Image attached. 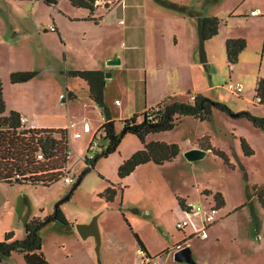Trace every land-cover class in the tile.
Wrapping results in <instances>:
<instances>
[{
	"label": "rangeland",
	"instance_id": "rangeland-1",
	"mask_svg": "<svg viewBox=\"0 0 264 264\" xmlns=\"http://www.w3.org/2000/svg\"><path fill=\"white\" fill-rule=\"evenodd\" d=\"M148 1L151 5L145 3V6L153 15L157 12L153 6L155 3L153 0ZM195 1L187 0L189 3ZM236 1L239 9L246 7V11L256 5L264 8V0H207L205 5L213 7L224 22L227 16L223 12L224 7L236 4ZM110 3L106 2L105 5ZM66 7L71 9L68 0H60L58 8L66 10ZM123 14L122 11L109 13L99 24L69 23L68 17L42 0H0V79L8 102L20 103L26 97V104L36 106L38 113L47 112V122L63 124L73 121L76 126L70 130L80 133L79 138L69 136L73 153L66 166L73 179L71 183L59 179L49 186L1 184L2 223L15 226L27 216L29 219L43 218L58 209L65 223L54 220L40 231L41 250L47 264H99L100 249H96L94 237L82 238L76 230V224L86 223L83 221H90L96 214L98 228L99 222L103 220L113 224L119 218L124 221L120 209L117 206L112 209L111 202L103 196L110 182L115 185L122 182L127 185L125 205L129 202H139L145 206L151 204L149 207L153 211L151 206L158 202L161 222L166 226V234H162V237L168 239L173 251L176 243L173 242L185 239L188 246L191 244L192 248L195 246L199 249L198 253H192L196 264L200 258L209 264H264V209L252 194L255 185L264 184V129L255 127L250 120L240 115L241 112H249L264 117V103H258L254 97L256 78H264V13L257 20L247 18L245 21L241 17L228 20L229 29L234 32L250 31L253 27L262 32L255 42L249 39V45L242 52L243 63L230 66L223 59V43L222 59L211 64L215 88L207 94L212 100L225 104L228 111L213 107L212 115L207 120H199L191 115L182 116L173 129L156 134L162 141L176 143L179 153L171 161L160 165L153 161L141 164L120 179L117 175L119 164L141 148L140 140L134 134H125L114 152L99 158L93 167H88L83 156L84 143L90 134L86 136L83 131V122L86 120L91 125V120L100 121V113L103 112L80 89L83 82L79 78L64 75L63 70L71 65L89 66V57L95 60L116 44L118 51L129 45L126 35L121 34L127 23H118L119 18L126 19ZM54 16L65 28L70 45L68 54L72 48L76 49L72 52H77L68 57L72 61L67 63L63 60V42L55 33L43 30L44 26L51 24ZM214 39L217 41V38ZM218 52L215 45V58ZM83 56L87 58L84 59ZM109 66L104 72H111L110 69L116 67ZM20 71L35 72V75L28 81L11 83L10 74ZM121 73L122 79L115 74L109 77L106 94L110 101H106L105 105L107 107L109 103L110 107L116 109L125 104V113L136 110L137 121H140L143 92L139 95L138 104L127 103L126 97L119 90V83H125L128 79L124 71ZM230 79L240 80L244 84L240 94L232 93L226 88L225 84ZM74 88L79 91L78 97L69 100L67 91ZM115 98L121 103L114 102ZM30 99L33 100L32 103ZM182 99L187 100L188 96L185 95ZM115 128L117 131L123 128L120 119H116ZM241 138L252 149L251 155L243 153ZM197 143L210 146V149L202 157L188 160L184 156L186 148ZM217 148L225 152L224 158L214 152ZM98 150V147L95 148L93 153ZM78 177L79 182L71 190ZM210 191L213 192L208 194ZM214 192L222 195L225 208L232 205L243 206L214 224V233L219 237L210 248H204L200 247L204 240L196 237L187 239L186 233L177 229L176 222L180 220L177 213L184 214L177 198L192 199L204 207H210L214 204ZM225 208L217 210V213L222 214ZM131 217L146 236L151 237L147 227L148 218L138 214ZM14 254L23 259L21 254ZM2 264L15 262L6 260Z\"/></svg>",
	"mask_w": 264,
	"mask_h": 264
},
{
	"label": "crops",
	"instance_id": "crops-1",
	"mask_svg": "<svg viewBox=\"0 0 264 264\" xmlns=\"http://www.w3.org/2000/svg\"><path fill=\"white\" fill-rule=\"evenodd\" d=\"M111 1L112 3L109 5V7L104 8L103 4ZM153 1L155 3V5L153 6H155L157 12L151 15L145 6V3H147L148 6L151 5L148 0L146 2H144V0H100V4L96 5V8L93 12H89V10L85 8L74 7L70 3L69 6H71V9H67L66 7V10H63L61 8H58V5L60 3V0H58V2L52 6L57 8L58 12L63 14L64 17H68L69 23L94 22V24H99L104 19V17H107L109 13H112L114 11L116 13L120 11L124 12L123 15H126V19L123 20L119 18L118 23H127L126 27L121 31V34L124 33L129 41V45L125 46V48H123L121 51H118L116 49V44L115 47H112L108 52L101 53L95 60H92L89 57L88 60L91 62L89 66H67L66 69L63 70V74L68 77H73L67 74V71L72 69H97L102 70L104 73V69L110 67L106 64V61L114 56H117L120 59V63L116 64V67L110 69V76H113L115 74L116 76H119V79H122L121 72L124 71L128 81H126L125 83H119V90L121 91L123 96L126 97L127 103L131 102V104H138V100L140 97L139 95L141 92H143L144 102L143 108L140 110V113H142L146 109L158 105L167 98L182 99L185 95H187L188 99H190V95H194L196 93L210 98L207 93L209 92V90L215 88V84L212 82L213 73L211 70V64H213L215 60L222 59V45L223 43H225V40L230 37H242L246 40V46L239 53L237 62L235 64H230V66H235L240 62H244L242 59V52L249 45V39L251 38V40L255 42V40H257L258 37H261L262 35V32L258 29H255L254 27L250 31L248 30L234 32L233 30L229 29L228 26L229 19L236 20V18L241 17L245 21L248 20L247 18H252L253 20H255L258 16L264 13V8H262V10L258 5L252 6L248 11H246V7L239 9V4H237V1L235 2L236 4H228L229 6L226 5L224 7L223 12L227 13V16L225 18V21L222 22V19L214 11V8L207 7V5H205V2L207 0H196L195 3H189L187 2V0ZM252 10H258V13L250 14V11ZM201 16H215L219 18L218 32L211 38L205 40L202 44H200L199 41L197 26V20ZM51 24L55 26L54 31H50L47 29V26ZM51 24L48 23V25L43 27L44 32L49 31L55 33L60 38V40L63 42V60L66 63L68 61H72V58L68 60V57H72V55L76 54L77 52H72L76 50L72 48L69 51L70 54H68L67 50L69 49L70 45L68 44L67 34L65 32L64 26L61 25V22L55 16L53 17ZM214 38H217V41H214ZM215 45L219 49L218 56L216 58L214 56ZM79 52L80 51H78V53ZM86 58L87 57L85 56L84 59ZM224 58L226 59V53H224L223 55V59ZM59 72H62V70H59ZM110 76L104 77L105 104L106 101H110V99H108L109 97L106 94ZM73 78L78 79V77ZM258 78L259 77H257L256 79ZM79 80L83 82V86L80 89H82L87 98L95 104V102L89 97L88 85L82 79L79 78ZM78 93L79 91L77 90V88H74V90L71 91H67L69 100L76 99L78 97ZM2 95L6 107V113L10 110H14L20 115H26L28 117V121L25 123L27 127L66 128L69 123H49L46 120L47 112L38 113L36 106L26 104V101H28L26 97L22 98L20 103H18L17 101L15 103H12L8 102L6 96L3 93V89ZM254 97L258 101V98L255 96V94ZM188 99L186 101H188ZM113 101L118 102V104L121 103L117 98H115ZM30 102L32 103L33 100L30 99ZM125 106V104H121L120 107H116V109H113L112 107H110L109 103L107 104L108 116L110 119H113L115 121V127L116 119H120L121 121L123 119L129 118L134 114H138L136 110L125 113ZM100 115L102 117V120H91V125L88 124L89 130H83L84 132H86V136L88 133L90 134L87 137L86 142L84 143V149H86L87 143L89 142L97 128L104 121V116H102V113H100ZM72 131L74 130H68L69 133H71ZM159 133L161 132L148 134L145 137L146 142L150 140L162 141L159 136H156V134ZM192 147L202 148L206 152L210 149V146L207 147L199 143L188 146L186 149ZM1 184L4 183L0 182V240L2 239L4 233L7 231H12L14 238L21 239L25 234V222L29 218L28 216L25 217L23 220H20L18 222L19 224H15V226L12 224L2 223ZM114 187L116 188L117 193L109 202H111L110 204H112V209L114 208V206H117V208L120 209L119 211L122 212L124 221L119 218L118 220H116L115 224L107 222L106 220L99 222V264H152L144 261L136 253V249L140 248V246L135 235H137L141 245L145 249L143 251L145 255L152 259L155 264H185L178 263L173 260L174 251L168 244V239H164V237H162V234H166V226L164 225V222H161L162 216L160 211L158 210V202H155V204L151 206V208H153V211L149 207L151 204H149V206H145L139 202H129V204L125 205L124 198L127 185L119 182L118 184L116 183V185L114 184ZM212 192L210 191L208 192V194H211ZM178 199H180L181 201L192 200L184 198H177V200ZM116 200H118V202H116ZM213 201L214 204L217 205L214 197ZM225 205L226 204L224 200V204L222 206L219 207L217 205V210L221 208L224 209ZM242 206L243 204H241L240 206L232 205L231 207L225 208L226 210L225 212L222 211V214L218 212L216 215V220L204 227V231L207 233V236L204 238H201L197 234H193L195 228L201 227L202 223L200 221L199 214H191L189 216L190 223L183 230L187 235L186 238H200L201 240H204V243H201V246H199L204 248L209 246L210 248V246L215 241H217V238L219 237L217 233H214V228L216 226L214 224L222 217L227 216L231 211H235ZM130 214L131 216L138 214L139 216H145L148 218L147 227L151 233V237L148 238L146 236L144 230L139 228V225L132 220ZM177 214V216H179L180 218L185 217L184 214ZM83 222L87 221L84 220ZM185 241V239H177L173 243L176 242L175 245L181 243L180 246L188 245ZM175 245H173L174 250L176 249ZM189 246L191 248L193 247L191 244H189ZM192 249V253H198L199 251V249L195 246ZM14 253L19 252H12L11 255L1 261L0 264H2V262L6 260H11V262H15V264H26L21 253L19 254L22 255L23 259H21L19 256L17 257V255ZM202 259L203 258H200V260H198V264H209L208 261Z\"/></svg>",
	"mask_w": 264,
	"mask_h": 264
},
{
	"label": "trees",
	"instance_id": "trees-1",
	"mask_svg": "<svg viewBox=\"0 0 264 264\" xmlns=\"http://www.w3.org/2000/svg\"><path fill=\"white\" fill-rule=\"evenodd\" d=\"M47 5H54L58 0H42ZM96 0H68L77 8L88 9L93 12ZM112 3V1H111ZM110 3V4H111ZM109 5L104 4V8ZM200 44L211 38L218 32L219 18L215 16H201L197 20ZM246 40L242 37H230L225 40V53L228 64H235L239 53L245 48ZM67 74L78 77L86 82L89 97L102 109L104 121L97 128L94 137L98 140V151L93 158L86 161L88 167H93L95 162L114 152L125 134H134L142 143V148L122 160L117 169L120 179L130 174L136 166L153 161L156 164L171 161L178 153L179 146L176 143H167L160 140H145L150 133L169 131L175 127L182 116L191 115L199 120H207L212 115L213 107L221 111H228L225 104L214 101L199 93L194 94L193 99L167 98L156 106L146 109L141 113L142 119L137 121V114L121 120L123 130L117 131L113 119L107 113L104 103L105 78L102 70L97 69H72ZM35 72H12L9 76L11 83L24 82L31 79ZM255 96L259 103H264V78L259 77L255 85ZM147 113H151L149 118ZM252 124L264 129V117L252 115L249 112H241ZM20 114L14 110L6 113V107L2 95V82L0 79V182L5 184H30L49 186L62 179L67 159L65 151L69 147V135L66 128H30L25 127L19 121ZM240 146L245 155H251L252 149L241 138ZM218 156L225 157L223 150L214 151ZM38 153L42 155L38 158ZM80 178V177H78ZM76 182L71 186V190ZM117 191L113 183L105 188L103 196L111 201ZM252 194L256 197L260 206L264 209V184L255 185ZM214 200L220 207L224 204L219 192L213 194ZM181 206L182 201L178 199ZM58 220L65 223L60 210H55L52 215L32 217L25 222V234L23 238H14L12 231H7L0 240V262L8 258L12 252L23 255L26 264H47L41 250V229L49 222ZM140 248L141 245L135 235Z\"/></svg>",
	"mask_w": 264,
	"mask_h": 264
},
{
	"label": "built area",
	"instance_id": "built-area-1",
	"mask_svg": "<svg viewBox=\"0 0 264 264\" xmlns=\"http://www.w3.org/2000/svg\"><path fill=\"white\" fill-rule=\"evenodd\" d=\"M95 3H100V0H96ZM258 10H252L250 11V14H257ZM47 29L50 31H54L55 30V26L54 25H48ZM226 88L231 91L232 93H236V94H240L243 90V83L240 80H229L228 82H226ZM194 95H190V99H193ZM148 117L151 118L152 114L151 113H147ZM19 121L22 125H24L25 127H27L25 125V123L28 121V117L26 115H20L19 116ZM76 126L75 122H69L68 125L66 126L67 132L70 128H74ZM33 128V127H30ZM83 130L84 131H88L89 127H88V123L85 120L83 122ZM68 135L72 136L73 138L79 137L80 133L78 131H72L71 133L68 132ZM98 147V140L93 136L91 137V139L89 140V142L87 143L86 149H85V154L83 156V160L85 161H89L93 158L94 154L93 150L95 148ZM72 149L69 145V147L67 148V150L65 151V158L68 160L71 158L72 156ZM38 158H41L42 155L40 153H38ZM66 162V165H67ZM62 180L66 183H71L73 181L72 177L69 176L68 174V170H67V166H65L64 169V174L62 176ZM182 212L184 213V218H180L179 221L176 222V227L179 230H184L187 225L190 223V218L189 216L191 214H199L200 215V221L202 223L201 227H196L194 230L193 234H197L198 236H200L201 238H204L207 236V233L204 231V227L213 223L216 220V215H217V205L213 204L210 205V207H204L201 204H198L192 200H184L181 203L180 206ZM144 250L142 248H137L136 249V253L146 262L155 264L152 259H150L149 257H147L145 255V253L143 252Z\"/></svg>",
	"mask_w": 264,
	"mask_h": 264
},
{
	"label": "water",
	"instance_id": "water-1",
	"mask_svg": "<svg viewBox=\"0 0 264 264\" xmlns=\"http://www.w3.org/2000/svg\"><path fill=\"white\" fill-rule=\"evenodd\" d=\"M120 63V59L117 56H114L106 61L107 65H116ZM110 76L109 72H104V77ZM123 130V129H122ZM205 150L199 147H192L187 149L184 152V156L188 160H195L202 157L205 154ZM80 178L76 180V184L79 182ZM97 214L92 217V219L86 223H77L76 230L82 238H86L88 236H93L96 242V249H98L100 245V232L97 224ZM181 244V243H180ZM180 244L175 245L176 249L173 252V260L178 263L185 264H196L193 256L191 248L188 245Z\"/></svg>",
	"mask_w": 264,
	"mask_h": 264
}]
</instances>
